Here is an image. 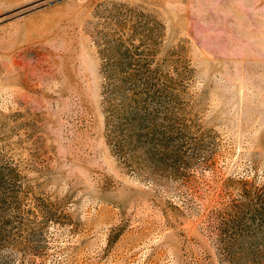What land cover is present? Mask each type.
<instances>
[{"label": "rangeland", "instance_id": "obj_1", "mask_svg": "<svg viewBox=\"0 0 264 264\" xmlns=\"http://www.w3.org/2000/svg\"><path fill=\"white\" fill-rule=\"evenodd\" d=\"M0 264H264V0H0Z\"/></svg>", "mask_w": 264, "mask_h": 264}]
</instances>
